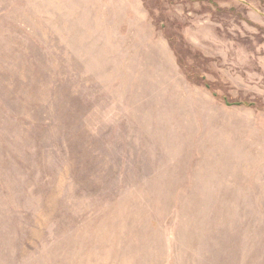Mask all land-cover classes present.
Listing matches in <instances>:
<instances>
[{
  "label": "rangeland",
  "instance_id": "1",
  "mask_svg": "<svg viewBox=\"0 0 264 264\" xmlns=\"http://www.w3.org/2000/svg\"><path fill=\"white\" fill-rule=\"evenodd\" d=\"M0 264H264V0H0Z\"/></svg>",
  "mask_w": 264,
  "mask_h": 264
},
{
  "label": "trees",
  "instance_id": "2",
  "mask_svg": "<svg viewBox=\"0 0 264 264\" xmlns=\"http://www.w3.org/2000/svg\"><path fill=\"white\" fill-rule=\"evenodd\" d=\"M165 33H167V30H165ZM167 39L169 42V46L171 47V49H173V51L176 54L175 56L177 59V63L179 64V66L181 65L180 68L183 70L185 77L187 79L196 80V76H197V75H195L196 70L192 64H190V65L187 64L186 58L190 57L193 60H198L200 58L199 51L193 49L191 46H189L188 43H185L182 35H180V34H177L176 36H171L168 34ZM176 43L178 45L185 44L186 49L183 47H182V50L177 48L178 45H176ZM184 60H185V63H184ZM207 88H209V87L207 86Z\"/></svg>",
  "mask_w": 264,
  "mask_h": 264
}]
</instances>
